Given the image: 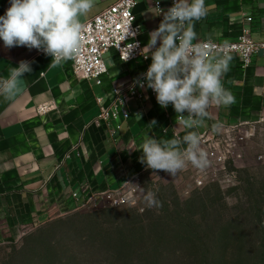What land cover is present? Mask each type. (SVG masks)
I'll return each instance as SVG.
<instances>
[{
  "label": "crops",
  "instance_id": "0c3cea01",
  "mask_svg": "<svg viewBox=\"0 0 264 264\" xmlns=\"http://www.w3.org/2000/svg\"><path fill=\"white\" fill-rule=\"evenodd\" d=\"M114 1L96 0L81 22ZM162 4L164 10L170 7L169 0ZM205 5L206 17L194 22L199 41H231L244 29L254 41H264V0H205ZM9 6L10 0H0V16ZM155 6L154 0H138L134 10L143 47L163 18L157 16ZM248 16L253 20L248 21ZM231 57L222 82L235 103L210 107L204 126L188 130L178 127L173 106L161 108L151 89L140 88L142 100L127 97L122 104L116 100L113 90L125 89L146 72L150 55L147 61L121 62L110 49L104 56L108 73L100 84L75 75L71 60L50 66L52 57L43 52L23 46L6 49L0 40V77L6 78L21 60L34 61L32 72L25 74L23 90L12 100L0 96V246L18 242L75 210L74 192L115 190L152 173L139 160L148 131L158 139L183 136L187 131L210 139L229 126L264 124V57H256L247 68L237 55ZM44 103L52 108L40 113L38 106ZM114 105L118 108L115 119L99 118L102 109ZM153 119L157 124L149 130ZM162 129H168L167 136H162Z\"/></svg>",
  "mask_w": 264,
  "mask_h": 264
},
{
  "label": "rangeland",
  "instance_id": "374dc122",
  "mask_svg": "<svg viewBox=\"0 0 264 264\" xmlns=\"http://www.w3.org/2000/svg\"><path fill=\"white\" fill-rule=\"evenodd\" d=\"M243 130L247 137L242 157L218 166L219 169L202 170L189 164L175 177L159 170L157 176L153 172L142 175L137 185L145 192L155 193L162 207L148 209L138 189L129 202L118 207L86 206L34 231L31 245L23 238L0 246V264H200L195 258L182 255L194 248L220 254H216L213 264H240L234 253L247 254L261 248L257 243L259 226L238 215L239 207L247 206L243 184L264 180V124ZM199 179L202 186L197 185ZM215 188L220 189L222 197ZM218 220L233 222L230 228L235 232L228 244L223 245V238L213 241L210 237ZM134 223L138 229L147 227L149 235L161 236V242L148 244L146 239L126 234L128 239H123L121 250L103 235L110 234L112 227L124 228ZM127 229L122 230L123 234ZM188 231L193 234L189 241H177L179 232L184 235ZM112 247H116L115 252L110 251ZM116 251L123 253L116 256ZM150 252L162 256L155 261ZM121 257L123 260L118 261ZM242 264L255 262L246 259Z\"/></svg>",
  "mask_w": 264,
  "mask_h": 264
},
{
  "label": "clouds",
  "instance_id": "9594fccd",
  "mask_svg": "<svg viewBox=\"0 0 264 264\" xmlns=\"http://www.w3.org/2000/svg\"><path fill=\"white\" fill-rule=\"evenodd\" d=\"M96 0H10L5 14L0 16V40L6 49L27 47L36 49L52 57L50 66L74 60L82 48V34L85 25L81 18L87 16ZM162 15L159 26L151 31L148 43L141 53L151 63L146 72L133 81V87L151 89L156 101L166 109L171 104L177 113L178 127L195 129L204 126L212 106L229 107L235 97L223 86L222 78L230 70L231 56L210 55L211 46L199 42L195 31L196 21L207 15L205 0H173L167 10L154 7ZM130 25L125 28L124 39L135 36ZM195 41V43H194ZM138 43L126 47L130 59ZM34 61L21 60L16 67L9 69L6 78L0 77V96L5 100L14 99L25 84V74L32 72ZM42 73V72H41ZM186 113V114H185ZM139 116V114H138ZM157 124L153 119L149 130ZM167 136L168 129H162ZM149 132V131H148ZM145 134L139 151L143 155L140 162L152 175L157 170L175 177L188 165L204 169L208 166L207 152L201 146V137L196 131H187L183 136L156 138ZM148 209L162 207L156 194L145 192L135 185Z\"/></svg>",
  "mask_w": 264,
  "mask_h": 264
},
{
  "label": "built area",
  "instance_id": "2783aa9c",
  "mask_svg": "<svg viewBox=\"0 0 264 264\" xmlns=\"http://www.w3.org/2000/svg\"><path fill=\"white\" fill-rule=\"evenodd\" d=\"M158 2L159 7L163 9L162 0H154L155 5ZM137 3L138 0H115L112 5L83 23L85 28L82 34V48L77 58L71 60L75 75L83 79H96L101 84L102 77L108 73V66L104 56L110 49L116 51L121 62L139 59L148 60L149 57L145 59L141 53L143 49L140 41L141 26L136 22L134 13ZM172 5L173 0H169V6L171 7ZM247 20L252 21L253 19L248 16ZM129 25L130 31L135 32L136 35L134 37L128 36L124 39L125 28ZM199 42L211 46L210 55L223 56L225 53L229 56L237 55L242 62L243 68L250 66L256 57H264V41H254L247 29H244L238 37L231 41L202 40ZM130 43H138V47L133 50L130 59L124 61L121 58V53L122 56L127 55V49L124 47ZM113 92L117 98L116 100L121 104L127 97H134L138 100L143 99L140 87H133V82L128 84L125 89L121 91L114 89ZM152 93L155 94L153 91ZM51 108L52 105L50 103H44L38 106V111L45 113ZM123 114L125 118L129 117V113L126 111ZM117 115L118 108L114 105L113 107L109 106L102 109L99 118L113 120ZM200 137L201 144L208 155V166H224L228 161L242 157L243 144L247 135L241 125H236L229 126L224 132H220L210 139L205 136ZM138 180H129L115 190L106 189L89 195L74 192L72 197L76 201L77 206L71 212L97 204L113 207L121 206L133 198L137 190L135 185H137L136 182ZM197 185L202 186L203 181L201 179L197 180Z\"/></svg>",
  "mask_w": 264,
  "mask_h": 264
},
{
  "label": "trees",
  "instance_id": "16d2710c",
  "mask_svg": "<svg viewBox=\"0 0 264 264\" xmlns=\"http://www.w3.org/2000/svg\"><path fill=\"white\" fill-rule=\"evenodd\" d=\"M244 186V188H242ZM243 186L241 187L243 189V194H244V198H246L247 200V206L245 207H239L240 209V217L244 216L245 219H249V220H253L254 222H256L257 226H259L260 231L258 233V241L257 243H259L261 245V248H259L257 251H248L247 254L245 253H241L240 251L238 253H234L233 255L236 257V261L239 262L240 264H242V262H244L246 259L251 261V262H255V264H264V180H262L261 183L256 184V183H252L250 181H247L246 183L243 184ZM217 189V194L221 195L222 197V193L220 191V189ZM70 213H67L64 216L69 215ZM61 218V217H60ZM223 220V219H222ZM219 221L216 224V228L215 231H211V239H213V241H218L219 238H223V245L224 244H228L229 241L231 240V234H232V229L230 228V225L233 223H223V221ZM236 221V220H235ZM137 223H134L132 225H129L127 227L124 228H128L125 233L123 234L122 230L124 229L123 227L121 228V226H117V227H112V229H110V234L109 233H103V235L107 238H109L112 242H113V246H118L119 248L122 246L123 244V239L126 240L128 239L126 237L127 235H132L133 237H137L141 240L146 239L148 244H153V243H157V242H161V236L159 235H149L150 232H148V230H146L147 227H141L138 229L139 225H136ZM189 224V223H187ZM225 224H227L225 226ZM136 225V226H135ZM191 225V223L189 224ZM179 226V225H178ZM162 228H164V224L161 225ZM36 231V230H35ZM235 232V231H234ZM233 232V233H234ZM33 233V232H32ZM31 233V234H32ZM26 236L25 240L27 241V244H30V235ZM210 235V234H209ZM178 239L180 238V240L177 241H189L190 238H192L193 234L188 231L187 234L182 235V233H178L177 235ZM189 238V239H187ZM172 238H170V242H172ZM175 241V240H174ZM173 241V242H174ZM28 245V247H30ZM116 247H112V249L110 251L115 252ZM120 250V251H121ZM118 252L116 251L115 255H122L123 252ZM220 253V252H219ZM189 257V258H195V262L200 263V264H213L216 262V254L218 253H213L210 252L209 250H196L194 248V250H192L191 252H186V253H182V255H184ZM220 254H218L219 256ZM223 255H226L225 252ZM150 256L151 257H155V261L159 259V256H162V254L157 253V252H150ZM227 256V255H226ZM225 256V258H226ZM123 260V257H121V259H119L118 261ZM117 263V261H116Z\"/></svg>",
  "mask_w": 264,
  "mask_h": 264
}]
</instances>
